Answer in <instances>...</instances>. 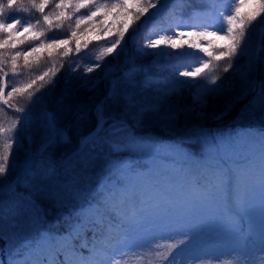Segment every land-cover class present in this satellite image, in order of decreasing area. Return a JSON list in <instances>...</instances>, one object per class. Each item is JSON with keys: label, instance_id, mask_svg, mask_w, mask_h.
I'll return each mask as SVG.
<instances>
[{"label": "snow or ice", "instance_id": "6c2138e0", "mask_svg": "<svg viewBox=\"0 0 264 264\" xmlns=\"http://www.w3.org/2000/svg\"><path fill=\"white\" fill-rule=\"evenodd\" d=\"M187 4L0 0V111L15 115L0 124V264H213L205 250L218 247L233 253L223 264H264V129L255 127L264 125V80L251 78L264 52V0H231L219 27L184 16ZM166 7L175 27L145 37L135 52L153 60L135 63L128 53L136 44L134 22ZM65 22L75 25L68 38L46 37ZM82 24L85 32L99 27L106 46L82 70L79 59L69 65L65 84L73 75L78 83L65 87L50 110L56 82L44 89L52 69L19 83L18 60L27 66L45 48L68 57L70 41L79 55ZM173 55L175 64L159 63ZM192 57L195 63H183ZM242 58L243 65L235 63ZM230 69L221 80L218 72ZM237 91L225 108L246 101L237 126L207 130L210 100ZM149 126L171 138L163 150ZM53 214L62 231L50 229ZM159 234L168 241L158 242Z\"/></svg>", "mask_w": 264, "mask_h": 264}, {"label": "trees", "instance_id": "16d2710c", "mask_svg": "<svg viewBox=\"0 0 264 264\" xmlns=\"http://www.w3.org/2000/svg\"><path fill=\"white\" fill-rule=\"evenodd\" d=\"M98 2H109V0H98ZM173 0L169 3L172 4ZM212 0H188V4L183 8V14L184 16H192L193 22L200 23V24H207L206 22H209V19L204 17L203 14H199L196 11L201 10L202 8H206L208 5H210ZM215 9L218 8V3H215ZM232 9V8H231ZM51 10V2H50V7L47 8L45 11L48 12ZM247 11V9H245ZM153 10L150 11L149 14H151ZM35 18L39 19V14H33ZM111 19L109 18V23H111ZM145 17H142L140 21L134 22V28L137 30L140 28L143 20ZM164 17H162V14L157 17L156 22H159V26L154 27L155 21H151L149 23V28H145V31L143 35L141 36L140 42L135 45L138 46L139 44H142L145 42V37H157L159 34L164 33L169 31L170 29L175 27L174 21H170L168 25H165L164 22ZM217 27H219L221 23V17L219 21H215ZM164 26V27H162ZM75 27L74 22L72 23L71 27H69L68 22H65V24L62 26V30L59 31H53V30H48L46 31V37L51 38V37H61V38H68V35L70 31ZM87 27V24H82L81 25V30L78 31V35L80 36L81 40V51L79 55L76 54L75 52V47L74 41H70L69 47L72 48V52L69 54L68 57L63 56L62 50H57V49H41L39 53H33L31 56L28 57V65L25 66L23 58H20L18 60V71H23V76L20 77L19 83H25L29 78H35L39 75H42L43 72L48 71L49 69H52V72H50V75L48 77H45V91L50 87V85L47 83L49 80H54L56 82V86L54 91L51 93V98L49 99L48 103V108L50 110H54L55 108V97L58 96L62 90L65 87H75L76 83H78L76 76L73 75L71 78V84L66 85L65 84V79L67 78L68 75V69L69 65L72 64L76 60H80V68L81 70L83 69L84 65L86 63L94 62L95 57L100 54V51L103 47L106 45L103 43V33H101L99 27H97L95 30L92 31H87L85 32L84 29ZM53 28H55V24L53 25ZM115 30V29H114ZM180 30H185L181 28ZM211 30V29H210ZM28 34H23L20 39H24V36ZM257 36L258 32H253L252 34V39L251 43L253 48L255 47V42H257ZM31 39V37H29ZM210 39L215 40V37H210ZM97 41H100L97 43ZM191 42V38H189V43ZM217 44L223 43V41H216ZM201 43H205L201 41ZM17 48L23 50L24 45H20L19 43L17 44ZM130 50H131V44L128 47V53L130 56ZM212 51L213 49H209ZM51 51L53 53L52 57L48 56V52ZM147 51L151 52V49H148ZM180 51V50H177ZM184 52L190 51L187 47L183 49ZM135 58V63L137 64H143V65H149L153 57L152 56H144L140 57L139 54L135 52L134 57ZM125 59L124 56L120 57V61L123 62ZM198 57H192L186 61H183V63L186 64H193L196 62ZM112 60V56L108 55L104 59V63H107L108 61ZM159 63L162 65H168V64H175L176 60L174 55L170 56L168 58H161L159 60ZM236 64H244V59H240L235 61ZM126 65L125 67H127ZM225 65L223 63L220 64V67L223 68ZM35 69V70H33ZM7 71V69H5ZM101 69L97 70L96 72L92 73L91 75L96 76L100 75ZM150 73L152 75H160V76H166L168 75V72L165 70L164 72H158L156 68H151ZM218 75L220 76L221 80L226 79L227 77L232 75V70L230 69L229 72H223L220 71L218 72ZM252 79L255 80H264V52L261 53V59L260 61L255 65L253 72H252ZM180 79H184L183 77H180ZM220 81H218L219 83ZM39 81L37 82V86L39 85ZM36 87V86H34ZM233 92L226 93V96H221L218 97L215 100H210V106L207 109V119L205 121L204 127H207V130L213 132L212 127H216L215 130L218 132L226 131L229 129L235 128L236 125V119L237 116L240 113V109L243 107L244 103H246L245 100H241L239 102H234L232 104V107L228 110H225L226 104L228 103V96L231 97V94ZM185 96H187V93H185ZM188 102H190V97L188 99ZM20 106L24 104V101L21 100ZM215 105V107H212L211 105ZM40 112V106H36V108L33 109V114L37 115ZM221 112H224L225 114L222 116L220 119H212V117L216 114H219ZM13 119H15V115L5 109L3 111H0V124H4L7 126ZM257 128H262L264 129V125H255ZM145 131L150 132L154 137L159 138L160 143L164 142L165 140H170L171 138L162 130L156 127H151L149 126ZM25 147H27V144H25ZM20 157L22 158L23 154H19ZM57 217L55 214L53 216L49 217V220L51 221L50 223V229L55 231L58 228L62 231L64 228V222L61 221L60 224H56ZM4 247L3 241H0V248Z\"/></svg>", "mask_w": 264, "mask_h": 264}, {"label": "rangeland", "instance_id": "374dc122", "mask_svg": "<svg viewBox=\"0 0 264 264\" xmlns=\"http://www.w3.org/2000/svg\"><path fill=\"white\" fill-rule=\"evenodd\" d=\"M216 2L218 3V8L217 9H215L213 7L211 9V11L209 12L208 10L210 8V5H208L206 8H202L201 10H197L196 12L199 13V14H203V16L206 17V18H208L210 21H213V22L214 21H219V19H220V12H225L226 13V12L230 11L231 8L233 7V5L231 4V0H216ZM171 6H172V4H169L168 5V7H171ZM167 10L168 9L166 7V9L163 10L160 13V14H162V17H164V20L165 21L163 23L165 25H168V23H170L169 20H166L165 19V13L167 12ZM154 11L155 10H153V12ZM148 16H150V14ZM148 16H146V17H148ZM133 26H134V24H133ZM143 26L145 27L146 24L143 23ZM157 26H159V22H156V20H155L154 27L157 28ZM162 27H164V26H162ZM140 30H142V29H140ZM131 34H132V28H130L128 35H131ZM127 38H128V36L126 35V39ZM258 42L259 41L257 39V42H255V45ZM132 52L135 55V50H133ZM120 63L124 66V60H123V62L120 61ZM101 71H102V69H101ZM237 94H238V91L237 92H233L231 94V97L228 96L227 97L228 98V102L232 99L233 96H235ZM224 96H226V94ZM215 129L216 128L213 129V132H218ZM167 143H168V140H165L164 142L161 143V149L162 150H163V147L166 146ZM158 162L163 163L162 161H158ZM167 241H168V237H167L166 234H159V241L158 242L164 243V242H167ZM205 252H206L207 258H210V259L211 258H214L213 259V264H223L224 261H228V260H231V259L234 258L232 251L228 247L209 248V249H206ZM125 264H140V261L135 260V259H130V260L126 261Z\"/></svg>", "mask_w": 264, "mask_h": 264}, {"label": "water", "instance_id": "95a60500", "mask_svg": "<svg viewBox=\"0 0 264 264\" xmlns=\"http://www.w3.org/2000/svg\"><path fill=\"white\" fill-rule=\"evenodd\" d=\"M152 16H155V15H151L150 17H152Z\"/></svg>", "mask_w": 264, "mask_h": 264}]
</instances>
